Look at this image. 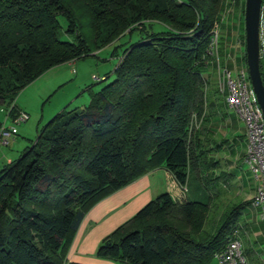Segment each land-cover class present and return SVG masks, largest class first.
<instances>
[{
  "label": "trees",
  "instance_id": "16d2710c",
  "mask_svg": "<svg viewBox=\"0 0 264 264\" xmlns=\"http://www.w3.org/2000/svg\"><path fill=\"white\" fill-rule=\"evenodd\" d=\"M243 12L244 0H0V108L13 103V117L17 94L49 68L145 32L123 48L112 81L87 104L56 113L0 169V264H82L67 252L87 211L158 167L183 193L194 180L196 193L159 194L101 240L98 258L209 264L243 234L248 200L225 204L215 218L214 194L197 196L198 133L217 106L212 97L223 98L208 69L211 37L216 24L229 31L239 23L246 67ZM59 16L73 40L59 38Z\"/></svg>",
  "mask_w": 264,
  "mask_h": 264
},
{
  "label": "crops",
  "instance_id": "0c3cea01",
  "mask_svg": "<svg viewBox=\"0 0 264 264\" xmlns=\"http://www.w3.org/2000/svg\"><path fill=\"white\" fill-rule=\"evenodd\" d=\"M261 16L264 20V5H262ZM240 28L238 23L235 38L238 52L232 51V66L226 64L229 68L245 66L242 59L244 47L240 40L242 33ZM75 62L76 60L65 63L73 65ZM212 99L215 100L217 106L206 110L208 116L203 122L202 131L198 133L197 147L198 152H203V161L200 163L201 169L197 176V182L201 183V186H197V196H202L205 190H210L215 197L212 203L215 204V201L219 199L220 204L218 202L216 205L221 206L224 201L227 205L234 203L237 193L242 192L246 195L240 201H249L245 210L243 209L242 215L243 228L246 227L248 234L243 232L239 239L241 243L242 241L245 243L246 251L250 252L251 246L260 245L264 241V222L260 217V208L250 206V198L255 192L256 180L254 179L255 185L250 186L244 175L239 172V163L244 162V153L238 151V145L240 142H244L246 146L245 124L238 117L236 111L227 105L224 98L216 96ZM15 105L17 110L25 111L24 108L18 106L17 101H15ZM3 121L7 126L12 125L11 117L6 118V114L0 112V123ZM240 121L243 125H240ZM30 128V124H20V130L17 129L16 134L13 138L8 139L7 144L0 143V169L17 158L21 150L27 146L24 140L32 139L29 136L32 132ZM20 137L23 138V141ZM189 191L181 193V186L173 175L163 167H158L140 176L107 195L87 211L68 249L67 260L82 264H115L95 255L97 246L104 237L128 221L146 203L159 194L168 192L172 197L177 195L187 197ZM230 196L231 199H229ZM244 233H246L245 236ZM261 251L264 250L261 249Z\"/></svg>",
  "mask_w": 264,
  "mask_h": 264
},
{
  "label": "rangeland",
  "instance_id": "374dc122",
  "mask_svg": "<svg viewBox=\"0 0 264 264\" xmlns=\"http://www.w3.org/2000/svg\"><path fill=\"white\" fill-rule=\"evenodd\" d=\"M242 18L244 23V12ZM58 19L61 25L58 33L59 38L61 40H73V36L65 32L66 23L64 17L59 16ZM151 29L154 31H160L164 30L165 26L161 23L153 22ZM218 33L219 36L224 35L226 37L227 48H229V52L227 50L229 55L227 56L226 49L222 43V37L218 39L220 64L232 66V51H235L236 53L238 52V47L235 42L237 31L233 25L229 27V31L227 26L221 25V27L218 28ZM143 35H145V32H140L139 30H134L130 34L125 33L112 43L101 48L95 54L76 60L73 65L62 63L49 68L24 87L17 94L15 101H17L19 107L24 108V110L29 114V119L21 124H30V129L32 131L29 135L30 138L34 139L37 133L53 118L56 113L61 110H69L74 107H81L87 104L93 92L100 90L105 84L113 80V71L120 60L122 50L126 44H128V42L138 40ZM211 65L212 66L208 69L210 70L212 77L214 78L215 76L216 78L215 63L212 62ZM73 68L75 69V72H72ZM104 76L108 77L106 80L101 81ZM240 125H243V123L241 122ZM16 128L20 130V124L16 125ZM20 138L21 141H23V138ZM24 141L25 144H29L28 140ZM238 151H243L244 153V142L239 143ZM239 172L244 175L248 185H255L254 178L248 170L245 162L239 163ZM189 190L190 193H196L194 180L192 179L190 180ZM204 193L207 194V191L205 190ZM245 197L246 195H244V193H237L235 202H239L240 199ZM231 198L232 197L230 196L229 199ZM218 202L220 204L219 199L218 201H215V205L218 204ZM223 204H226V201H224ZM222 205H217L216 208L213 207L212 211L209 212V216L212 215L213 217L218 218L221 211H223L227 206ZM227 208H229V206ZM243 229V232L248 234L246 227ZM246 233H244V236ZM245 248V243L242 241V251L247 264H264V251H261V249L264 250V241L260 245L257 244V246H251L249 249L250 252L246 251ZM106 260L115 264H120L114 260ZM209 264H218L216 258H214Z\"/></svg>",
  "mask_w": 264,
  "mask_h": 264
},
{
  "label": "built area",
  "instance_id": "2783aa9c",
  "mask_svg": "<svg viewBox=\"0 0 264 264\" xmlns=\"http://www.w3.org/2000/svg\"><path fill=\"white\" fill-rule=\"evenodd\" d=\"M218 28L216 24L209 48L212 62L216 67V86L219 95L224 98L228 106L236 111L238 117L245 124L244 162L256 180V188L254 195L250 198V206L260 208V217L264 222V115L251 87L247 67L229 68L227 65L220 64ZM259 47L260 55H264V20L262 16L259 25ZM12 106L13 103L2 106L0 112H4L6 118H10ZM28 119L29 114L26 111L17 110L14 117L11 118L12 125L7 126L4 121L1 122L0 143L7 144L8 139L13 138L17 132L16 125ZM185 190V187H181V193ZM181 197V195H177L173 196V199L180 200ZM215 258L218 264H247L242 251V243L238 237L231 239L221 252L215 254Z\"/></svg>",
  "mask_w": 264,
  "mask_h": 264
},
{
  "label": "water",
  "instance_id": "95a60500",
  "mask_svg": "<svg viewBox=\"0 0 264 264\" xmlns=\"http://www.w3.org/2000/svg\"><path fill=\"white\" fill-rule=\"evenodd\" d=\"M263 0L244 1V40L246 67L257 103L264 115V84L260 71L259 25Z\"/></svg>",
  "mask_w": 264,
  "mask_h": 264
}]
</instances>
